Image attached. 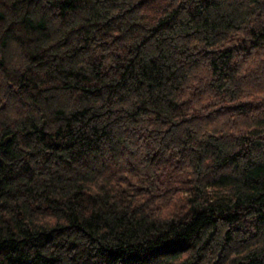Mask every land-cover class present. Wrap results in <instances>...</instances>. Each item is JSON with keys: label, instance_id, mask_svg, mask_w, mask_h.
Wrapping results in <instances>:
<instances>
[{"label": "trees", "instance_id": "1", "mask_svg": "<svg viewBox=\"0 0 264 264\" xmlns=\"http://www.w3.org/2000/svg\"><path fill=\"white\" fill-rule=\"evenodd\" d=\"M0 264H264V0H0Z\"/></svg>", "mask_w": 264, "mask_h": 264}]
</instances>
